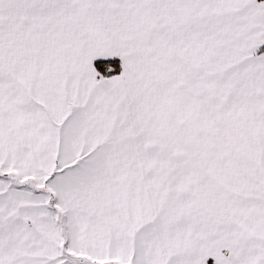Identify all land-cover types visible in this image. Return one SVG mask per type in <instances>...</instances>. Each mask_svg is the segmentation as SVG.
Segmentation results:
<instances>
[{"label":"snow or ice","instance_id":"6c2138e0","mask_svg":"<svg viewBox=\"0 0 264 264\" xmlns=\"http://www.w3.org/2000/svg\"><path fill=\"white\" fill-rule=\"evenodd\" d=\"M0 264H264V0H0Z\"/></svg>","mask_w":264,"mask_h":264}]
</instances>
